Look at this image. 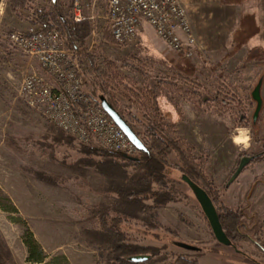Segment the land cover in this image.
<instances>
[{"label":"rangeland","instance_id":"374dc122","mask_svg":"<svg viewBox=\"0 0 264 264\" xmlns=\"http://www.w3.org/2000/svg\"><path fill=\"white\" fill-rule=\"evenodd\" d=\"M30 20V13L22 12L17 16L8 1H3L0 10V242L8 250L13 264H104L100 256L102 244L96 234L98 223L91 218L89 209L117 208L119 197L123 195V181L117 178L121 169L116 171L106 164H96L101 156L92 158V163L88 164L82 155L68 147L53 152L42 144L45 137L54 138L61 131L28 106L20 96L19 88L30 74H39L48 82L53 80L36 61L17 52L1 38L8 31L25 30L31 24ZM83 27L90 28L87 24ZM99 50L106 59L121 66L126 86L134 93L153 91L157 94L155 80L171 75L172 69L166 67V62L174 60L187 65L206 101L220 91L239 99L241 107L236 102L227 112L212 102L201 105L189 97L175 100L176 107L180 111L183 108L186 115V126L184 130H177L178 138L193 147L195 155L204 153L209 158L206 174L218 190H223L230 180L242 155L260 151L264 144V113H259L254 125L251 123L256 108L251 99V85L241 81L239 72L229 76L219 74L208 55L207 60L201 58L199 66L194 67L197 65L196 52L193 58L187 59L171 51L147 24L143 25L136 45L124 48L102 46ZM174 70L178 71L176 66ZM226 70L230 74L236 69L227 67ZM112 88L122 109L128 106L129 99L134 103L130 92ZM239 116L247 117L248 129L238 128ZM135 128L139 132L143 130L139 126ZM238 129L248 136L246 146L236 145L233 141L235 135L238 136ZM71 142L77 147H87L72 138L69 144ZM170 160L173 164L179 162L174 156ZM31 171L58 178H54L55 183L43 181L34 178ZM126 172L132 173L133 168L127 167ZM263 179L264 161L242 173L226 192L221 193L215 205L219 208L223 204L234 208L247 206L245 198L253 182ZM165 185L175 195V202L163 208L137 212L139 217L134 222L139 226L134 229L149 233L151 238L133 233L129 241L147 247L156 245L155 235H161L163 243L170 246L174 255L197 259L198 264H249L234 250L216 241L201 207L185 184L169 178ZM248 203L250 213L258 219V226L251 233L264 246V188L258 190ZM150 224L162 229L152 230ZM174 240L214 252L196 256L174 248ZM237 252L264 264V253L257 244L240 242ZM140 255L151 259L153 252L141 248ZM169 261L155 258L150 264Z\"/></svg>","mask_w":264,"mask_h":264},{"label":"trees","instance_id":"16d2710c","mask_svg":"<svg viewBox=\"0 0 264 264\" xmlns=\"http://www.w3.org/2000/svg\"><path fill=\"white\" fill-rule=\"evenodd\" d=\"M12 12L21 16L22 12H28L31 15V23L47 28L58 29L67 45L71 50H75L81 54L79 58L80 68L82 70L83 79L87 89V94L93 97L98 103L100 98L106 101L119 112L124 119L131 125L138 137L145 143L147 150L139 152L134 157L139 159V162L126 160L117 153L108 152L98 147H77L72 145L71 138L65 136L62 132L54 138L45 137L42 144L46 148L55 151L62 150L68 147V150L75 151L82 155L88 162L92 163V158L101 156L102 159L96 164L111 166L116 171L121 169V174L118 175L123 183V195L119 197L117 208L110 210L104 207H92L89 209L91 218L97 221L98 228L96 230L97 237L102 244L100 256L104 264H150L157 259H170L165 264H198L197 259H191L183 255H174L170 250V246L163 243L161 235H155L156 245H149L141 247L129 241V237L133 233L144 236V238H151L149 233H144L134 229V226H139L134 222V219L139 217V214L145 210H154L156 208H163L164 205L170 202H175V195L169 192L165 183L169 178L179 180L182 174L189 176L195 183L202 187L208 195L213 199L214 203L218 201L221 193L226 192V189L218 190L209 176L206 174V166L209 158L200 153L195 155L194 148L188 146L184 141L178 138V131L174 125H166L156 113L154 101L156 94L153 91L134 93L126 86V77L120 72L121 66L115 62L106 59L100 50L95 54L87 53L85 50L86 28L78 27L68 19L67 13L64 11L60 1L56 5H52L51 9H38L33 6L30 0H7ZM109 41L112 39L106 35ZM153 78V77H150ZM164 84L169 88V92L173 96L189 97L193 100H198L201 105H211L219 107L222 111L227 112L239 99L231 94L224 95L223 92L217 93L211 100L205 99L200 92V87L196 81L189 80L188 90H182L175 83L170 81H159V85ZM117 87L124 91H128L137 103V111H134L132 105L125 106L123 109L120 105V100L114 93ZM222 94V95H221ZM146 96L149 99H146ZM208 99V98H207ZM252 102L255 104L253 98ZM153 101V103L151 102ZM139 104V105H138ZM239 104V103H238ZM241 107V104H239ZM256 110V108H255ZM242 111V110H241ZM258 119H251L254 125ZM238 128L248 129L250 122L247 117H238ZM136 126H141V132L136 130ZM17 146V144H13ZM178 159V163L173 164L171 157ZM264 161V144L261 150L257 152L251 166L257 165ZM250 166V167H251ZM127 167H132L133 172L127 173ZM250 167L244 169L245 172ZM34 178L42 179L43 181H56L54 176H47L42 173L31 171ZM61 180V179H60ZM257 187L254 193L248 194L245 201L248 206L250 198L253 197L258 190L264 187V179L257 181ZM171 194V195H170ZM174 199V200H173ZM150 203V204H148ZM231 207L223 204L222 208L217 205L221 224L225 233L234 244L229 247L235 251V254L241 255L243 260L249 264L259 263L254 257L247 256L238 251V244L240 242L257 243L258 248L264 253V246L260 245L257 238L252 235V230L258 225L256 215L250 213L249 207ZM139 212V214H137ZM134 223V224H133ZM149 223V222H148ZM133 224V225H132ZM129 225V226H127ZM145 226V225H144ZM141 227H143L141 225ZM152 230H161L162 228L156 224H150ZM251 233V234H250ZM175 240L173 241V245ZM176 248L177 246L174 245ZM144 248L146 251H152L151 259L146 262H137L130 260L131 257L140 255V249ZM178 250H183L187 253H194L196 256H203V254L214 252L210 249L201 248V252H192L177 247ZM0 264H13L9 257L8 250L0 242Z\"/></svg>","mask_w":264,"mask_h":264},{"label":"built area","instance_id":"2783aa9c","mask_svg":"<svg viewBox=\"0 0 264 264\" xmlns=\"http://www.w3.org/2000/svg\"><path fill=\"white\" fill-rule=\"evenodd\" d=\"M58 1L71 22L90 27L85 37L87 53L95 54L102 46L136 45L147 24L171 51L187 59L195 56L197 36L181 0ZM31 2L38 9L49 10L53 5L51 0ZM1 38L51 76L53 82L36 73L27 75L19 88L28 106L46 121L81 146L130 157L140 152L100 103L87 94L79 63L81 54L67 47L58 29L31 23L25 30L8 31Z\"/></svg>","mask_w":264,"mask_h":264},{"label":"crops","instance_id":"0c3cea01","mask_svg":"<svg viewBox=\"0 0 264 264\" xmlns=\"http://www.w3.org/2000/svg\"><path fill=\"white\" fill-rule=\"evenodd\" d=\"M181 1L189 13L197 36L195 49L197 65L193 66H199L201 58L207 60L208 55L213 59L219 74L229 76L231 73L239 72L242 77L241 81L251 85L252 94L260 85L259 96L263 102L260 112L264 113V0ZM175 66L178 71L174 70ZM166 67L172 69L171 75L165 79L155 80L156 113L159 116L158 119L166 125H174L177 130H184L186 115L183 113V108L181 107L183 112L180 111L175 103L179 97L173 96L169 88L158 83L159 81H170L182 90H188L189 80L193 78L187 65L183 63L174 60L167 61ZM227 67H233L236 70L229 74ZM180 99L184 100V97ZM127 105H132L134 111H137L135 101L131 103L129 99ZM255 107H257L256 102ZM240 130L238 129L237 133ZM235 138L236 135L233 141Z\"/></svg>","mask_w":264,"mask_h":264},{"label":"water","instance_id":"95a60500","mask_svg":"<svg viewBox=\"0 0 264 264\" xmlns=\"http://www.w3.org/2000/svg\"><path fill=\"white\" fill-rule=\"evenodd\" d=\"M4 0H0V9L3 4ZM53 5L57 4V0H51ZM259 89L260 85L257 86L255 91L252 94L253 100L256 102L257 107L254 112V119L256 120L259 116V113L262 109V100L259 96ZM100 105L105 110V112L108 114V116L115 122V124L124 132V134L128 137V139L135 145V147L140 152H144L147 150V147L145 143L138 137L136 132L133 130L131 125L124 119V117L117 112L103 97L99 99ZM118 154V153H117ZM121 157L125 158L126 160L133 161V162H139V159L135 157H130L124 154H119ZM253 158H242L240 161V164L235 171V173L230 178L229 182L227 183L226 187H229L242 173L244 168L250 163V161ZM179 181H181L183 184H185L192 194L193 198L198 202L199 206L201 207V210L206 217L210 228L212 230V233L216 239V241L224 246V247H233L234 244L232 243L231 239L227 236V234L224 231V228L221 224L219 213L217 210V207L213 201V199L208 195V193L200 187L197 183H195L189 176L182 174L179 177ZM174 245H176L179 248L192 251V252H201L202 249L197 246H193L191 244L176 241L174 242ZM150 259V256L147 255H137L130 258L132 261L137 262H146Z\"/></svg>","mask_w":264,"mask_h":264},{"label":"flooded vegetation","instance_id":"af4514ba","mask_svg":"<svg viewBox=\"0 0 264 264\" xmlns=\"http://www.w3.org/2000/svg\"><path fill=\"white\" fill-rule=\"evenodd\" d=\"M260 150H261V149H260ZM258 152H259V151H258ZM256 156H257V152H256V153H247V154H244V155H242V156L240 157L239 164H240V161H241L242 158H253V159L250 161V163L244 168V169H246L247 167H250V166L252 165V163H253V161H254V159H255ZM239 164H238V166H239ZM237 168H238V167H237ZM237 168H236V170H237ZM236 170H235V171H236ZM235 171L232 173V175L235 173ZM243 171H244V170H243ZM243 171H242V173H244ZM242 173H241V174H242ZM232 175H231V177H232ZM231 177H230V178H231ZM237 179H238V178H237ZM237 179H236L231 185H233V184L237 181ZM228 182H229V181H228ZM228 182H227V183H228ZM257 184H258L257 181L253 182V184H252V186H251V189H250V191H249V193H248V194H250V196H251L252 193H254V189L257 187ZM226 185H227V184H226ZM226 185L224 186V189L227 190L231 185H230L229 187H226ZM262 188H264V187H262ZM251 199H252V197H251ZM251 199H250V200H251ZM255 244H257V243H255Z\"/></svg>","mask_w":264,"mask_h":264},{"label":"bare ground","instance_id":"6f19581e","mask_svg":"<svg viewBox=\"0 0 264 264\" xmlns=\"http://www.w3.org/2000/svg\"><path fill=\"white\" fill-rule=\"evenodd\" d=\"M234 141L238 145H247L248 144V136L246 135L244 130H240L238 132V136L235 138Z\"/></svg>","mask_w":264,"mask_h":264}]
</instances>
